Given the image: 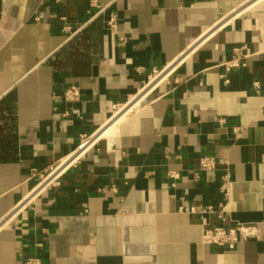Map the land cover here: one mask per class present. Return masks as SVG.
I'll use <instances>...</instances> for the list:
<instances>
[{
  "label": "crops",
  "instance_id": "obj_1",
  "mask_svg": "<svg viewBox=\"0 0 264 264\" xmlns=\"http://www.w3.org/2000/svg\"><path fill=\"white\" fill-rule=\"evenodd\" d=\"M225 170L231 224L261 232L233 250L201 242ZM33 256L264 264V0H0V264Z\"/></svg>",
  "mask_w": 264,
  "mask_h": 264
},
{
  "label": "built area",
  "instance_id": "obj_2",
  "mask_svg": "<svg viewBox=\"0 0 264 264\" xmlns=\"http://www.w3.org/2000/svg\"><path fill=\"white\" fill-rule=\"evenodd\" d=\"M46 1V0H45ZM114 20H110L109 24L113 26ZM243 48L234 50L236 55H239L242 52ZM238 61L234 60L232 63L228 64V68L236 67ZM161 73L156 71L153 72V78L158 77ZM80 93L79 89L76 87H70L64 92V99L68 102H77L79 99ZM119 109H117L118 111ZM116 111V112H117ZM100 131L96 132L92 136H81L80 142L73 154L66 160L59 162L54 168L50 169L48 174L42 179L39 187L40 190L51 186L55 183L56 177L58 174L74 163L82 153L87 151L89 148L93 147L100 138H96ZM218 165H224L227 167L226 162L221 160H216L213 157H203L199 160V170L200 171H212ZM169 176L177 179L178 175L176 173H169ZM197 178V175L194 176ZM219 193L221 195L222 201L216 206H208L199 211L201 216L204 215H214L216 220L222 224L220 226L210 227L208 224H205V228L202 233L201 242L204 245L215 247L221 250H233L239 244L249 241L261 240V232L258 226L254 224H240L234 223L231 224L228 212V201L230 198V176L228 170H225L219 187ZM190 212H194V209L191 208ZM20 264H47L39 256H33L23 260Z\"/></svg>",
  "mask_w": 264,
  "mask_h": 264
},
{
  "label": "bare ground",
  "instance_id": "obj_3",
  "mask_svg": "<svg viewBox=\"0 0 264 264\" xmlns=\"http://www.w3.org/2000/svg\"><path fill=\"white\" fill-rule=\"evenodd\" d=\"M104 130H105L104 128L101 129L100 132L98 133V135L96 136V138H102L100 136L106 134V132H104ZM109 132H110V134L106 138H111L112 135H114L113 128L112 129L110 128Z\"/></svg>",
  "mask_w": 264,
  "mask_h": 264
},
{
  "label": "rangeland",
  "instance_id": "obj_4",
  "mask_svg": "<svg viewBox=\"0 0 264 264\" xmlns=\"http://www.w3.org/2000/svg\"><path fill=\"white\" fill-rule=\"evenodd\" d=\"M117 117V116H116ZM115 118V117H114ZM112 122V121H111ZM111 122L107 125V126H105L104 127V132H106V134H104V135H101L100 137H102V138H106L109 134H110V132H109V129H110V125H111ZM112 129V128H111Z\"/></svg>",
  "mask_w": 264,
  "mask_h": 264
}]
</instances>
